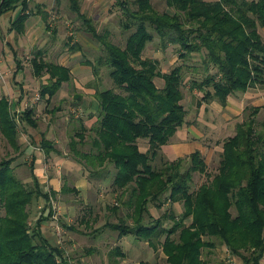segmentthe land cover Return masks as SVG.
<instances>
[{
    "label": "trees",
    "instance_id": "16d2710c",
    "mask_svg": "<svg viewBox=\"0 0 264 264\" xmlns=\"http://www.w3.org/2000/svg\"><path fill=\"white\" fill-rule=\"evenodd\" d=\"M31 1L4 0L1 5L0 0V15L22 8L12 22L13 31L25 32ZM164 1L161 10L155 0H116L124 15L126 39L122 46L110 38L109 30L98 31L82 11L80 0H70L71 9L101 43L99 56L88 63L97 77L107 69L116 86L96 85L99 109L91 115L97 117L91 129L80 128L83 118L70 120L77 129L76 137L68 142L69 154L90 176L107 177L114 193H121L120 200L126 196L123 201L128 210L122 222L109 221L104 226L119 231V237L134 235L154 250L161 249L168 264H208L204 256L223 246L243 264H264L262 107L247 109L234 135L222 143L218 170L198 188L192 186L194 175L208 172L201 150L187 158H162L163 147L181 127L191 124L184 102L188 72L195 75L189 80L191 90L203 93L198 108L214 100L226 106L232 95L264 87V0ZM40 9L47 18L49 12L41 5ZM157 38L164 50L173 45L182 62L163 71L157 58L146 56L149 44ZM79 47L76 44L71 49ZM197 55L199 66L193 62ZM46 56L47 52L38 50L32 66L42 79L41 100L50 103L65 84L74 88V77L71 67ZM157 78L163 80L161 85ZM73 91V106L86 109L84 95L76 88ZM38 121L35 108L18 115L6 97L0 99V134L15 153L22 154L25 149L21 125L38 128ZM89 130L95 136H91V150L85 151L80 146L89 143L84 133ZM41 145L46 153L58 152L45 133ZM16 159L17 155L0 159V208L4 209L0 212V264H69L64 250L45 234L44 212L34 226L30 222L31 206L41 199L49 204L57 191L43 186L32 165L30 179L21 178L13 164ZM167 202L173 208L166 209ZM178 203L184 206L179 214L174 209ZM152 207L166 210L155 216ZM104 227L94 235L101 234ZM113 255L125 253L117 246Z\"/></svg>",
    "mask_w": 264,
    "mask_h": 264
},
{
    "label": "rangeland",
    "instance_id": "374dc122",
    "mask_svg": "<svg viewBox=\"0 0 264 264\" xmlns=\"http://www.w3.org/2000/svg\"><path fill=\"white\" fill-rule=\"evenodd\" d=\"M46 2L52 4L50 11H48L49 14L45 18L46 30L43 34H39L35 45H30L28 50L22 54L21 59L22 67L29 70L26 72V78L31 79L30 84L34 86V89L31 90L30 100L36 99V93L40 88V83H42V79H38L34 74L32 66L34 54L40 49L47 52L46 58L48 60L66 63L69 67L75 69V71L73 70L74 82L87 84L88 87H94V89L96 85L102 86L101 88L115 87L116 84L110 78L107 69H102V74L97 77L94 74L93 66L88 63L89 61L94 62L99 56L101 43L91 35L83 23L84 21L71 9L70 0H46ZM80 2L82 11L88 18L92 19V23L100 33L109 30L110 38L116 43L125 46L126 34H124L122 22L124 15H122V10L115 5L116 0H80ZM38 4L35 0L31 1L30 11L40 9ZM155 4L161 10L165 9L164 0H155ZM40 15L45 17V11L40 13ZM261 33L264 36V30H261ZM158 41L159 39L157 38L156 41L149 44L145 55L157 58L163 71H167L175 64L182 62L173 45L164 50L159 46ZM76 44H79L80 47L72 50L71 47ZM193 62L199 66L201 64L200 56L197 55ZM13 66L15 67L16 65L14 64ZM202 74L203 71L201 70L199 76ZM192 76H195L194 73L188 72L185 85L186 98L184 102L188 108L191 121L190 125L185 126L194 125L193 127L203 133V137L200 139H195L192 135L190 138L192 139L193 137L194 140H198L196 144H199V146L196 147V150L202 151V148H200L202 144L203 153L208 162V172L206 174L197 173L194 175L192 186L196 189L210 179L209 175H214L218 170L222 143L228 136L234 135L236 125L246 116L247 109L252 106H261L262 110L259 116L264 119V87L257 86L251 88L248 92L232 95L229 99L231 100L229 107L227 105L223 106L218 100H214L210 103L204 102L202 107L198 108V102L202 100L203 93L191 90V82L189 80ZM156 80L158 85L163 82L159 78ZM67 86L65 84V88L68 91L69 88ZM40 101L42 100L40 99L38 102ZM74 109L75 106L69 107V111L66 113L67 118L69 116L72 120L73 117L79 118L76 115L78 112L80 117L85 113L84 108H79L77 111H74ZM183 128L185 127L181 128V134L185 136L187 128ZM84 133L86 141L89 143L85 147H80L84 148L85 151H90L93 143L91 136H95V134L90 131H85ZM71 137H76V134H71ZM173 138L169 144L177 141V138ZM143 148L145 147L142 145ZM0 153V159L15 154L11 147L9 149L7 147V151L4 150L3 153ZM191 153L181 157L187 158ZM162 156L163 160H170L169 154L163 153ZM98 167L102 166L99 165ZM31 168L32 166L28 165V168L20 170L18 175L23 179H30ZM70 179L68 177V182ZM99 184V181H95L91 190L93 194L90 193L87 199L79 194V191H77L78 193L74 192V194L60 191V195L58 193L51 195L50 201H48L49 204L42 199L39 202H35L31 206L30 222L32 226L36 224L37 219L44 212L43 226L45 234L53 243L64 250L66 257L69 258V264H168L166 256L163 257V253L160 251L161 249L154 250L149 243L137 240L134 235L119 237V231H115L111 227H104L109 221L114 223L122 222L121 219L126 216L128 209H125L127 207L123 201L126 196L120 200L119 195L121 193L115 194L110 187V183L103 186L100 185V187ZM46 189L53 190L52 188ZM115 207L120 209L116 211ZM165 207L166 209L169 207L173 208L170 202H167ZM152 208L155 216L161 215L164 212L163 210H166L158 211L154 207ZM183 208L182 203L174 205V209L178 214L182 212ZM0 212L4 213V209L0 208ZM91 213L92 216H90ZM64 221L69 226H73L74 229H69L65 226ZM128 222L132 221L129 220ZM187 222L190 223L191 219ZM172 223L170 220L168 225L171 226ZM103 227L105 228L104 231L95 236V230ZM117 246H120L125 253L124 256H111V252ZM204 257L209 260L208 264H243L242 261L236 259L227 246L217 247L214 253L208 252Z\"/></svg>",
    "mask_w": 264,
    "mask_h": 264
},
{
    "label": "crops",
    "instance_id": "0c3cea01",
    "mask_svg": "<svg viewBox=\"0 0 264 264\" xmlns=\"http://www.w3.org/2000/svg\"><path fill=\"white\" fill-rule=\"evenodd\" d=\"M35 1L37 4L39 3L38 5L42 3L41 7L44 10L50 11L52 4H49L46 0H43V2L41 0ZM21 11L22 8L20 7L18 10L0 15V59L4 71V78H0V99L6 97L11 103L13 113L18 115L23 111L25 102L31 101V90L34 89V86L30 84L31 79L26 78V72L29 71L28 68L22 67V54L28 50L30 45L34 46L39 34H43L46 30V19L40 15L42 13L41 9H38L30 12L24 33L13 31L11 29L12 22ZM14 64L16 65L15 67L13 66ZM63 64L67 65L66 63ZM73 70L75 71V69ZM73 83L74 88L84 95V105L87 107L84 109L85 113L83 116H78L84 119L83 124H79L80 128L91 129L97 121V117L91 115L96 114L99 109V102L94 96L95 89L77 81ZM67 85L68 91L64 86L60 95L53 99L52 102L49 103L42 100L31 107L36 109L39 125L38 128L21 125V141L24 143L25 149L22 154H14V156L17 155V159L13 164L18 166V173H20V170L28 168V165H32L34 173L43 186L52 188L57 191L58 195L61 194L60 191L66 186L70 189L66 193L74 194V192L79 191V194L87 199L90 193L93 194L91 190L95 181H99V187L100 185L111 183V181L107 177L97 178L95 175L90 176L89 171L85 170V166L76 162L69 154L68 142L70 135H74L77 128L75 129L76 126H71V118L69 116L67 118L66 115L69 107L73 106L75 92L72 85ZM230 104L231 100L228 101L227 107ZM80 106L83 108V105ZM193 126H184L185 128L183 129L187 128L185 136L181 134V127L173 138H177V141L163 147V152L169 154V159L181 157L197 149L196 147L199 144H196V141L198 140H194L193 137L200 139L203 137V133ZM43 133L46 134L47 139L54 142L58 152L52 150L50 153H46V150L41 145ZM191 135L193 136L192 139L190 138ZM6 146L8 149L10 148L4 136L0 134V152L7 151ZM200 148L204 152L202 144ZM143 150H146V148H143ZM68 177L71 178L69 182ZM74 188L77 191H73ZM72 202L74 201L72 200ZM90 216H92V213ZM163 257H165L164 254Z\"/></svg>",
    "mask_w": 264,
    "mask_h": 264
},
{
    "label": "built area",
    "instance_id": "2783aa9c",
    "mask_svg": "<svg viewBox=\"0 0 264 264\" xmlns=\"http://www.w3.org/2000/svg\"><path fill=\"white\" fill-rule=\"evenodd\" d=\"M0 78H4L3 64H2L1 59H0ZM40 99H41V94H40V92L38 91V92L36 93V99L34 98V99H32L30 102H26L23 111H25V110L28 109V108H31L34 104L38 103V101H39ZM77 109H79V108H75L74 111H77ZM23 111H22V112H23ZM22 112H21V113H22ZM76 115H77V116H80V113L78 112Z\"/></svg>",
    "mask_w": 264,
    "mask_h": 264
},
{
    "label": "water",
    "instance_id": "95a60500",
    "mask_svg": "<svg viewBox=\"0 0 264 264\" xmlns=\"http://www.w3.org/2000/svg\"><path fill=\"white\" fill-rule=\"evenodd\" d=\"M3 2H4V0H2L1 5H2ZM1 5H0V6H1Z\"/></svg>",
    "mask_w": 264,
    "mask_h": 264
}]
</instances>
